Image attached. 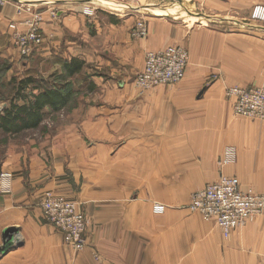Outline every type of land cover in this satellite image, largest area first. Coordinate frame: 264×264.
Instances as JSON below:
<instances>
[{
	"label": "crops",
	"instance_id": "obj_1",
	"mask_svg": "<svg viewBox=\"0 0 264 264\" xmlns=\"http://www.w3.org/2000/svg\"><path fill=\"white\" fill-rule=\"evenodd\" d=\"M129 1L134 9L137 3L139 14L148 10L144 2L161 0ZM189 1L204 15L237 19L248 16L253 6L264 5V0ZM13 20H20L15 7H0V60H9L11 71L20 63L9 37ZM133 20L97 25L108 41L114 31L121 33L111 48L130 51V56L109 54L110 59L126 63L132 57ZM45 21L44 30L51 32L54 23L49 17ZM162 21L151 19L149 40L139 49L135 46L136 53L174 40L173 26L168 24L165 33ZM187 32L190 69L180 86L143 95L108 92L106 103L88 104L86 112L92 119L75 123L72 129L77 133L65 144L28 139L32 145L28 148L16 141L5 146L0 169L12 170L14 176L12 192L0 199V264H264V216L225 239L213 222L187 209L190 194L219 178L217 162L225 146L235 145V137L238 162L224 172L236 175L243 188L264 192V123L233 124L232 109L224 98L226 86L264 85V69L247 62L243 47L247 41L252 51L264 50V41L206 26H190ZM98 51L92 45L88 58L103 60ZM32 59L21 65L29 67ZM124 67L119 66L122 71ZM122 71L113 70L116 75ZM212 76L219 78L213 81ZM4 104L0 101V108ZM91 161L106 167L93 170L87 164ZM23 164L27 173L22 172ZM47 191L83 205L89 219L83 249L67 245L63 234L46 222L41 203ZM149 193L156 199L185 197L164 201L169 209L157 216L148 202Z\"/></svg>",
	"mask_w": 264,
	"mask_h": 264
},
{
	"label": "rangeland",
	"instance_id": "obj_2",
	"mask_svg": "<svg viewBox=\"0 0 264 264\" xmlns=\"http://www.w3.org/2000/svg\"><path fill=\"white\" fill-rule=\"evenodd\" d=\"M45 1H49L51 5L45 7L46 10H44V14L46 12L47 13L44 17H49L55 26L52 27L51 32H47L44 30V24L46 21L44 22V44L35 53L36 56L33 59L31 58L32 60L30 62V66L27 67L21 65L23 61H29L30 59L22 57L20 51L14 47L12 42L11 45L16 49L15 52L20 55V63L18 66L11 71L12 64L9 62V60H0V101L5 103L4 106L0 108V117L3 114L4 109L10 106V101L12 100L14 93L13 88L17 86L20 80L27 78H32L37 82L44 80V83H36L40 90L45 89L51 86L50 84L54 83H56L54 85L60 86L63 84L60 81V78L65 74L64 66L66 63L71 62L73 58H78L84 63L81 73L67 81L68 84L73 86L77 92L72 96L70 103L61 110L57 112H51L49 108H46L44 110L46 115L37 129L28 130L17 135H8L4 133L0 134V159L4 155L5 146L9 145L11 141H13V143L16 141V144L25 146L27 148L32 146L28 139H36L35 141H40L42 139H52L56 140L57 142L62 140L63 144H65L67 139L71 140V135L77 133V131L72 129L76 125L75 123H88L90 122L89 119H92L93 116L86 112L87 106L102 101L106 103L108 92L127 90L135 91L143 95L153 90H163L169 89V87L180 86L186 79L188 69H190L189 67L191 60L187 42V30L190 26L191 28L196 26H206L212 29H221L229 33L239 32L247 36L259 38L262 42L264 41V22L253 19L254 12L252 11V8L254 6L251 8L248 16L237 19L231 16L219 18L211 17V15H204L205 13L203 12L202 8H196L189 0H161L153 4H146V2H144L146 6L140 2V6L144 5L148 8V10L144 11V13L142 12L143 14L136 13V11H140L137 9V3L135 4L137 8L135 7L134 9L131 6V2L129 0H108L116 5L121 4V6L109 5L105 3V0ZM132 5L135 6L133 3ZM255 6L258 7V5ZM132 17H134V25L129 31V39L132 41L134 47L133 55L132 57H129L126 63H119L118 60L115 61L113 58V60L110 59L108 55L111 54L112 56H119L120 54L121 56L123 54H128L130 56L129 50L122 51L123 48H114L115 46H113V48L110 47L115 42L114 39L119 37L121 33L119 31H114L113 40L108 41L106 34L97 30V25L100 24L103 28V26L109 21L115 22L117 20L116 22L119 23ZM152 18L164 20L162 21V25L163 31L165 33L172 25L174 28L173 38H175L171 43H168L162 48H150L144 51L142 54L140 52L136 53L135 46H137V49H139L142 44H145L149 40L148 25ZM168 24L170 26H168ZM168 35L172 36V32H169ZM9 37L11 41L10 33ZM246 42L247 41L243 42V47H245L247 50L244 51L245 59H247V62L255 63L254 66L257 70L264 69V50L255 49L252 51L253 46L245 45ZM92 45L97 47L99 50L98 53L103 58V60L96 61V59L92 60L91 58H88V56L92 55V53H88L90 50H92ZM43 48L45 49L43 50ZM225 58H229V56L225 55ZM120 65L125 66L124 71L119 68ZM115 69L120 72L122 71V73L116 75L113 72ZM146 74L149 75L147 77L143 76ZM218 78V76L211 77L213 81H217ZM233 88H240L247 90V92H251L254 89H258V91H264V85H230L226 86L224 89V98L230 105V108L233 112V118H235V120L232 121L233 124L245 127L253 122L264 123V118H260L258 116V101L254 97L246 98L249 105V111L253 114L242 115L236 112L235 107L237 108L239 100L236 95H228L229 91ZM36 93L38 94L39 90H36ZM21 102L22 101H19V103ZM233 137H235L234 133ZM236 138L237 137H235V142ZM235 142L233 144L236 145ZM235 145H227L222 150L217 162L218 167L221 170L219 178L216 181L207 184L204 188L190 194V202L187 206V209L200 215L203 220L213 222L225 239L230 238L237 230L264 216V212L261 215L254 217L243 226L234 229L228 237H225L218 226L216 219L205 218L198 210H194L192 208V204L196 194L215 184H218L223 178L237 179L239 181L240 190L243 192L252 191L255 194L264 196V192L256 191L253 188H243L240 179L236 175H229L224 172L226 168L235 167L237 165L238 148ZM37 148L39 147L37 146ZM228 148L234 149V156L228 155ZM87 164H89L90 167H93V170L106 167V164L96 163L94 161H91ZM135 168H139L138 163H135ZM0 171L10 172L13 175L12 170H2L1 168ZM22 172H28L26 164H23ZM137 182L139 181L137 180ZM82 185L83 183L81 182L78 186V189H80ZM150 187L151 190H154L155 188L154 185ZM61 196L68 200L69 203L73 204L78 213L85 217V247L87 244L86 231L89 224V219L82 207L83 205L76 199L65 195ZM156 196L157 195L154 193H149L148 202L151 204L153 214L157 216H163L167 209H169V205L164 201L169 198L182 199L185 197L183 195H174L161 196L162 198L156 199ZM156 206L161 207L163 212L156 214L154 212ZM64 242L66 243L65 239ZM66 244L72 246L68 243ZM95 258L96 260L99 259L98 254H95Z\"/></svg>",
	"mask_w": 264,
	"mask_h": 264
},
{
	"label": "built area",
	"instance_id": "obj_3",
	"mask_svg": "<svg viewBox=\"0 0 264 264\" xmlns=\"http://www.w3.org/2000/svg\"><path fill=\"white\" fill-rule=\"evenodd\" d=\"M5 5H13L17 17H20V20H13L9 23L11 42L20 51L22 57L30 59L44 44V10L51 3L45 0H0V7ZM253 19L264 22V6L255 8ZM228 95L237 96L239 102L235 109L238 114L242 115L253 114L249 111L246 98H256L258 116L264 118V91L254 89L247 92V90L233 88ZM228 149V155L234 156V149ZM12 185L13 175L10 172L0 171V199L3 195L12 192ZM41 208L46 222L63 233L66 243L79 249L84 247L86 220L73 204L61 195L47 191ZM192 208L198 210L207 219H216L223 235L228 237L234 229L243 226L264 212V196L252 191L243 192L240 190L237 179L223 178L218 184L196 194ZM154 212L162 213L163 209L156 206Z\"/></svg>",
	"mask_w": 264,
	"mask_h": 264
},
{
	"label": "trees",
	"instance_id": "obj_4",
	"mask_svg": "<svg viewBox=\"0 0 264 264\" xmlns=\"http://www.w3.org/2000/svg\"><path fill=\"white\" fill-rule=\"evenodd\" d=\"M84 63L78 58H73L64 66L65 74L60 78L64 84L51 86L40 90L36 83L40 82L27 78L20 80L13 88V98L10 106L4 109L0 117V134L17 135L22 132L37 129L42 123L45 113L49 108L51 112H57L70 103L75 88L68 84V80L80 74ZM39 90V93H36ZM31 91V92H28ZM19 101H22L19 103Z\"/></svg>",
	"mask_w": 264,
	"mask_h": 264
},
{
	"label": "bare ground",
	"instance_id": "obj_5",
	"mask_svg": "<svg viewBox=\"0 0 264 264\" xmlns=\"http://www.w3.org/2000/svg\"><path fill=\"white\" fill-rule=\"evenodd\" d=\"M258 7H259V6H258ZM255 8H256V6L252 8V11H253V12H254Z\"/></svg>",
	"mask_w": 264,
	"mask_h": 264
},
{
	"label": "water",
	"instance_id": "obj_6",
	"mask_svg": "<svg viewBox=\"0 0 264 264\" xmlns=\"http://www.w3.org/2000/svg\"><path fill=\"white\" fill-rule=\"evenodd\" d=\"M8 233H10V232H7L6 234H8Z\"/></svg>",
	"mask_w": 264,
	"mask_h": 264
}]
</instances>
